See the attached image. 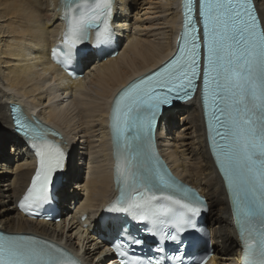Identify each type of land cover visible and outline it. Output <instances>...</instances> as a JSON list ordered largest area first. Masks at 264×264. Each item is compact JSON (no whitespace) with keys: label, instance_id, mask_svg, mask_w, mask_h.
<instances>
[{"label":"snow or ice","instance_id":"obj_1","mask_svg":"<svg viewBox=\"0 0 264 264\" xmlns=\"http://www.w3.org/2000/svg\"><path fill=\"white\" fill-rule=\"evenodd\" d=\"M193 2L185 0L184 36L178 53L164 68L126 88L115 101L112 117L117 182L122 186L110 210L129 213L153 225L171 224L177 231L194 226L189 213L198 214L197 205L202 202L193 190L182 188V196L167 195L168 203H156L155 191L172 189L178 182L161 170L158 161L149 163L146 145L161 105L170 104L173 93L178 99L188 98V90H194L195 81L200 78V44ZM111 15L112 0H67L64 55L70 56L92 30L96 44L107 42L111 37ZM200 16L207 48L203 95L213 148L231 192L244 241L243 264H264V27L251 0H200ZM53 55L60 53L56 50ZM181 92L184 95H178ZM16 123L25 135L32 136L40 158V167L21 207L38 206L48 201L53 173L64 167L65 153L43 132L19 118ZM130 132H134L131 140ZM163 238L175 240L176 236L165 233ZM205 260L200 264H205ZM0 264L78 261L54 244L14 236L0 237ZM137 264H161V260Z\"/></svg>","mask_w":264,"mask_h":264},{"label":"bare ground","instance_id":"obj_2","mask_svg":"<svg viewBox=\"0 0 264 264\" xmlns=\"http://www.w3.org/2000/svg\"><path fill=\"white\" fill-rule=\"evenodd\" d=\"M150 1L118 0L116 31L120 34L121 41L134 36L133 41L123 47L116 58L105 60L97 66L87 81H82L70 79L57 66L51 65L50 47L61 38L64 22L61 9H58L59 0H0L1 227L8 230L36 229L43 233L53 232L54 237L63 239V236H56L55 231L65 230L66 225L76 224V234L80 236L79 242L82 246L90 241L91 237L81 232L76 216L70 224L55 225L27 219L16 211V201L28 183L34 166L23 140L13 130L9 103L18 101L32 106L34 110L40 109L41 118L45 122L64 131L68 138L73 135L74 144L78 140L77 148L80 150L77 149L76 153L79 169L74 167L78 173L73 171L70 181L78 180L79 173L84 171L85 167L81 163L83 159L79 154L83 151L85 139H89L90 161L89 166L87 163V177L82 189L87 193L83 209L92 213L97 203L111 190L112 174L108 168L109 154L105 132L108 99L116 88L155 68L172 52L180 15V0L160 2V7L166 13L163 21L167 29L162 33V38L147 31L144 21L139 24L140 11L144 9L145 2L151 3ZM257 6L264 22V0H257ZM89 62L97 65L94 56ZM47 73L62 82L46 83L49 79ZM61 94H66L71 99L62 100ZM165 120L167 123H160L158 128L160 145L177 171L186 180L199 185L211 202L208 221L213 230L216 247L223 255L219 264H237V248L230 228L225 188L208 151L198 100L179 105ZM172 125L181 128L179 134L182 141L179 143L177 139L171 141L168 136L164 137L168 127ZM80 139H83L82 142ZM97 144L98 150L95 149ZM73 191L71 183H67L59 193L63 194L61 198L66 201L67 193ZM71 244L76 249L75 239ZM78 246L83 250L80 244ZM93 246L95 243L87 244L84 257L91 264H110L101 261L91 252Z\"/></svg>","mask_w":264,"mask_h":264},{"label":"rangeland","instance_id":"obj_3","mask_svg":"<svg viewBox=\"0 0 264 264\" xmlns=\"http://www.w3.org/2000/svg\"><path fill=\"white\" fill-rule=\"evenodd\" d=\"M152 1H153V3H152ZM150 2L151 3H146L145 2V4L143 5V7L144 6L145 7H144V9H141V11H140V16H141L140 20L141 21H139V24H141L140 22L144 21L143 22L144 25H145L144 28L147 27V31H149L151 33L153 32L154 34L156 33L155 35H159L158 37L162 38L163 37L162 33L165 32L167 29H165L166 26H165L164 21H163L166 18V13L163 12V9L161 8L162 7L161 3L162 2H166V0H151ZM145 12H146V14H144ZM47 101L48 100H46V102ZM171 127L172 126H170L168 128L171 129ZM175 128H178V127L176 126ZM167 131H168V129H167ZM180 131H181V128L179 127L177 131L173 132L174 136L172 138H171V134H169L168 137L170 138V140L172 141L174 139H177L178 143L181 142L182 141V136L179 134ZM88 136H89V134H88ZM80 140L82 142L83 139H80ZM77 142H78V140H77ZM84 142H85V145L83 146V151H81V154H79V156L83 159L81 162L83 163V166L85 167L84 171H81V173H79L78 182H77V180H74V181H73V179L71 180V183H72V181L74 182V184H71V187L74 188V191H73V195L74 196L75 195L79 196L82 193V191L84 190V189H82V185L86 181L87 171H88V166H89V161H90V158H89L90 157L89 156L90 152H88V151H91L90 147H89L90 146L89 139L86 138ZM98 142H96V143H98ZM98 144L96 146L97 148H95L96 150L99 149ZM77 149L80 150V148H77ZM77 160H78V158H77ZM78 162H79V160H78ZM78 162H76L75 167H77V163ZM87 163H88V166H87ZM78 169L79 168L77 167V170ZM75 186H76V189H75Z\"/></svg>","mask_w":264,"mask_h":264}]
</instances>
